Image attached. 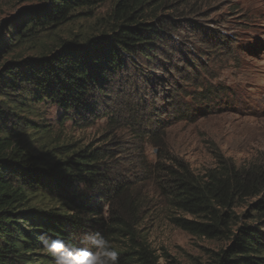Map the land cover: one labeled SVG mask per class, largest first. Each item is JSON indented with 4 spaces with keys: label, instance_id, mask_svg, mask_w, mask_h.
Instances as JSON below:
<instances>
[{
    "label": "trees",
    "instance_id": "trees-1",
    "mask_svg": "<svg viewBox=\"0 0 264 264\" xmlns=\"http://www.w3.org/2000/svg\"><path fill=\"white\" fill-rule=\"evenodd\" d=\"M26 1L36 4L20 10L6 28L10 41L18 44L92 17V9L107 0ZM113 2L109 31L83 42L63 39L46 55L0 60V264H54L40 235L91 249L79 237L88 230L110 243L124 242L120 247L111 243L118 264H158L138 235V205L129 187L109 175V152L103 145L33 153L20 139L43 128L37 112L41 106L53 103L61 108L62 121L72 119L71 111L77 115L89 109V99L102 93L107 78L125 67L128 57L155 58L165 16L148 12L147 0ZM170 160L157 180L173 210L170 222L191 235L228 242L206 264H264V165L237 166L219 155L215 166L201 174L177 157ZM37 195L48 196L52 204L32 206ZM251 198L254 202L246 204ZM242 205L247 208L236 212ZM103 213L107 215L101 217Z\"/></svg>",
    "mask_w": 264,
    "mask_h": 264
},
{
    "label": "rangeland",
    "instance_id": "rangeland-1",
    "mask_svg": "<svg viewBox=\"0 0 264 264\" xmlns=\"http://www.w3.org/2000/svg\"><path fill=\"white\" fill-rule=\"evenodd\" d=\"M147 1V11L167 21L163 38L155 42V58L128 57L125 67L107 78L102 93L89 99V109L71 111L72 119L62 121V110L53 103L41 106L43 128L20 139L33 153L103 145L109 175L129 187L138 205V235L158 264H206L228 242L173 225V210L157 180L173 156L201 174L215 166L219 155L237 166L264 165V0ZM113 3H100L92 17L18 44L10 41L7 24L36 1L0 0L1 62L46 55L63 39L83 42L109 31ZM44 197H32L31 205L52 204ZM111 243L124 245L120 239Z\"/></svg>",
    "mask_w": 264,
    "mask_h": 264
},
{
    "label": "clouds",
    "instance_id": "clouds-1",
    "mask_svg": "<svg viewBox=\"0 0 264 264\" xmlns=\"http://www.w3.org/2000/svg\"><path fill=\"white\" fill-rule=\"evenodd\" d=\"M83 239L91 249L72 248L65 241L50 239L45 234L39 237L44 253L53 259L54 264H118L117 251L98 232L86 233Z\"/></svg>",
    "mask_w": 264,
    "mask_h": 264
}]
</instances>
